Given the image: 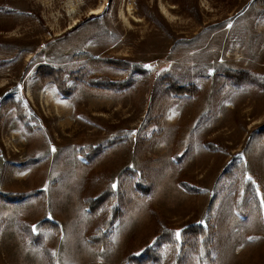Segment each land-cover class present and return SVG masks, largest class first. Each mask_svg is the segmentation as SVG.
I'll use <instances>...</instances> for the list:
<instances>
[{"label": "rangeland", "instance_id": "374dc122", "mask_svg": "<svg viewBox=\"0 0 264 264\" xmlns=\"http://www.w3.org/2000/svg\"><path fill=\"white\" fill-rule=\"evenodd\" d=\"M67 1L0 0V264H264V91L223 76H264V0H80L73 18ZM81 55L150 75L123 94L92 90L71 77ZM166 75L198 95L170 100L152 81ZM108 186L122 199L92 215L84 202ZM162 230L175 239L160 243Z\"/></svg>", "mask_w": 264, "mask_h": 264}, {"label": "trees", "instance_id": "16d2710c", "mask_svg": "<svg viewBox=\"0 0 264 264\" xmlns=\"http://www.w3.org/2000/svg\"><path fill=\"white\" fill-rule=\"evenodd\" d=\"M78 59L86 61L88 67L72 74V80L78 84L86 85V87L92 90L110 92L114 94H123L131 91L136 86H138L141 83V80L142 82L144 80H147L148 76L150 75V73L142 67L132 66L129 62H126L124 60H115L109 58L108 56L97 58L90 55H81L78 56ZM108 67L114 70L128 73L129 76L124 80H110L94 73ZM39 75L40 79H42V84H51L57 92L58 97L63 100L71 99L73 90H67L65 88V84L61 83L60 72L52 68L42 67L40 68ZM135 75L140 76L141 80H136L134 78ZM223 76L226 80L229 81L232 89H240L244 86H251L264 91V76H259L242 70H225L223 72ZM152 81H154L155 87L164 89V94L173 101L191 100L194 99L199 93V90L198 88H196V86H182L177 81V79L170 75L154 78ZM10 107H13L17 111L18 109L19 111L21 110L20 104H18L17 102H15L14 104L11 103ZM262 132L264 133V130H262ZM97 151L98 150H94L91 154L82 152V156L88 162L92 163L95 158V152ZM143 182V177H139V189H146L143 185ZM118 197L122 199V192L120 190L115 191L112 186H108L107 189L97 198L87 199L84 202V205L92 215H96L101 209L105 208L107 204L112 203ZM121 215V211L116 208L112 209V213L110 217L104 222L103 228L98 230L91 237L90 241L93 245H95L97 248H102L109 244V240L111 237L110 230H112L115 222L119 220ZM42 225L46 228L56 231L57 233L60 232L58 226L51 221H44ZM196 233H199V231ZM158 236L160 243H165L175 239L173 237V233L168 230L160 231L158 233ZM148 261H152L151 255L147 257V262ZM139 264H144V262L141 261L139 262ZM176 264H181L180 259H178V262Z\"/></svg>", "mask_w": 264, "mask_h": 264}, {"label": "bare ground", "instance_id": "6f19581e", "mask_svg": "<svg viewBox=\"0 0 264 264\" xmlns=\"http://www.w3.org/2000/svg\"><path fill=\"white\" fill-rule=\"evenodd\" d=\"M81 5H82V3L80 2V0H68L67 1V3H66L67 14L69 15L70 18H73L75 15H77L78 10H79ZM132 10L133 9H131V7L128 9L127 12L125 10H122V9L120 10V18L123 20L124 24H126L129 27L131 26V23H130V20H129L127 15L129 14V16L131 17V15H133ZM101 12H103L102 6H99L98 8H95V9H91V14H100ZM162 12L168 17L171 16L169 10L164 5H162ZM71 25H73V24H71ZM72 28H73V26L70 29H72Z\"/></svg>", "mask_w": 264, "mask_h": 264}, {"label": "snow or ice", "instance_id": "6c2138e0", "mask_svg": "<svg viewBox=\"0 0 264 264\" xmlns=\"http://www.w3.org/2000/svg\"><path fill=\"white\" fill-rule=\"evenodd\" d=\"M177 235H179V234H177Z\"/></svg>", "mask_w": 264, "mask_h": 264}]
</instances>
